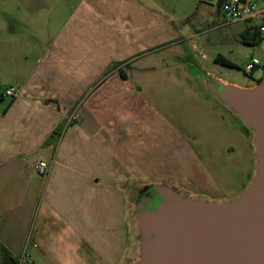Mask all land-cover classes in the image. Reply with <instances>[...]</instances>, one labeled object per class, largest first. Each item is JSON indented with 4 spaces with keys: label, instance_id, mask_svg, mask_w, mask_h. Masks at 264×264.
<instances>
[{
    "label": "crops",
    "instance_id": "crops-1",
    "mask_svg": "<svg viewBox=\"0 0 264 264\" xmlns=\"http://www.w3.org/2000/svg\"><path fill=\"white\" fill-rule=\"evenodd\" d=\"M147 1L0 0V264H128L134 189L221 202L251 184L249 156L243 191L215 175L243 173L253 134L209 85L264 74L222 79L232 60Z\"/></svg>",
    "mask_w": 264,
    "mask_h": 264
},
{
    "label": "water",
    "instance_id": "water-1",
    "mask_svg": "<svg viewBox=\"0 0 264 264\" xmlns=\"http://www.w3.org/2000/svg\"><path fill=\"white\" fill-rule=\"evenodd\" d=\"M209 88L252 132L254 177L238 198L220 203L182 198L166 185L136 188L139 264H264V78L251 90L217 80Z\"/></svg>",
    "mask_w": 264,
    "mask_h": 264
},
{
    "label": "rangeland",
    "instance_id": "rangeland-1",
    "mask_svg": "<svg viewBox=\"0 0 264 264\" xmlns=\"http://www.w3.org/2000/svg\"><path fill=\"white\" fill-rule=\"evenodd\" d=\"M167 3L169 6V15L174 20V23L179 25L185 24L191 30L200 31L199 33L205 38H208L213 41V45H211V51H217L230 58L235 66L226 69V71L221 74L217 73L219 77L225 79L227 81H234L238 83H251L264 74V67L260 69L256 68L251 73H245L244 68L248 62L252 58H256L261 64H264V46L260 45L255 48H250L243 46L240 43V33L246 29L248 26L247 23H236L229 26L217 27L220 21L223 20L222 15H218L216 12V6L209 4L206 0H148L147 5H153L154 8H158V3ZM214 21L220 20L219 22L210 23V20ZM208 22V23H207ZM222 38H228L235 40V44L232 46H219L217 42ZM220 39V40H219ZM210 67V66H209ZM211 69V68H210ZM259 70V71H258ZM261 71V72H260ZM263 80V78L261 79ZM243 145L245 148V153L240 156V159L236 160V164H240V167L243 168V173L236 172L234 176L232 173V167L228 165V163H222L218 165L215 169V175L219 179L218 181L222 185L225 193L235 194L238 191L242 190L247 183V167H248V156L249 161H251L252 165L255 161L254 154V146H250V151L247 153L246 141L243 140ZM240 160V161H239ZM242 163V164H241ZM220 168V169H219ZM242 178V179H241ZM224 186V187H223ZM142 187V186H141ZM139 187V188H141ZM170 190H174L178 193L182 198L188 199H196L203 200L204 202H209L203 197L200 196H190L181 192L179 189L175 187H169ZM135 191V189L133 190ZM243 191V190H242ZM246 191V190H245ZM132 200L130 201V206L132 208V220L133 227L135 228V236L138 239L136 242V249L132 252L131 260L128 264H139L142 261V257L144 254V244L139 241L140 230L136 220V216L134 214L135 208L137 205L133 202V196L131 195ZM210 201L209 203H211ZM224 202V201H221ZM214 203V202H213ZM220 203V202H215ZM141 240V238H140Z\"/></svg>",
    "mask_w": 264,
    "mask_h": 264
},
{
    "label": "built area",
    "instance_id": "built-area-1",
    "mask_svg": "<svg viewBox=\"0 0 264 264\" xmlns=\"http://www.w3.org/2000/svg\"><path fill=\"white\" fill-rule=\"evenodd\" d=\"M208 3L216 6L223 17V20L217 27L229 26L236 23H247L249 26L258 27L263 37L261 46H264V5L258 6L253 0H206ZM256 22V23H255ZM256 68H262V64L252 58L245 66L244 72L251 73ZM14 88H8L4 91L5 97L13 98ZM35 171L40 175H45L48 167L45 163H39L35 166Z\"/></svg>",
    "mask_w": 264,
    "mask_h": 264
},
{
    "label": "trees",
    "instance_id": "trees-1",
    "mask_svg": "<svg viewBox=\"0 0 264 264\" xmlns=\"http://www.w3.org/2000/svg\"><path fill=\"white\" fill-rule=\"evenodd\" d=\"M262 41L263 37L260 34L258 27L249 26L240 33V43L243 46L255 48L260 46L262 44ZM223 63L231 66V63L226 60H223ZM261 82L262 80L260 79L258 84H260ZM4 259L11 260L6 252H4Z\"/></svg>",
    "mask_w": 264,
    "mask_h": 264
},
{
    "label": "flooded vegetation",
    "instance_id": "flooded-vegetation-1",
    "mask_svg": "<svg viewBox=\"0 0 264 264\" xmlns=\"http://www.w3.org/2000/svg\"><path fill=\"white\" fill-rule=\"evenodd\" d=\"M264 67V64H262V68Z\"/></svg>",
    "mask_w": 264,
    "mask_h": 264
}]
</instances>
